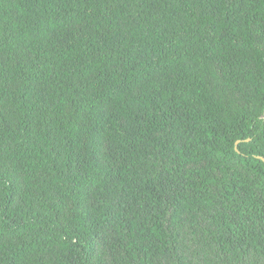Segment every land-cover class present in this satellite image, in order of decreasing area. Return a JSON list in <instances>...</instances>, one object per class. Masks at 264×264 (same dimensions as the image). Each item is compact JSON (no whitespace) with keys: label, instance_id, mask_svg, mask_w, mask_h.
<instances>
[{"label":"trees","instance_id":"obj_1","mask_svg":"<svg viewBox=\"0 0 264 264\" xmlns=\"http://www.w3.org/2000/svg\"><path fill=\"white\" fill-rule=\"evenodd\" d=\"M0 264H264V0H0Z\"/></svg>","mask_w":264,"mask_h":264}]
</instances>
